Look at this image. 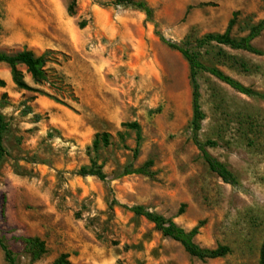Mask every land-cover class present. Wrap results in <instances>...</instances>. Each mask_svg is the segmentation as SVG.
Here are the masks:
<instances>
[{
  "label": "rangeland",
  "instance_id": "374dc122",
  "mask_svg": "<svg viewBox=\"0 0 264 264\" xmlns=\"http://www.w3.org/2000/svg\"><path fill=\"white\" fill-rule=\"evenodd\" d=\"M114 1L0 0V52H51L46 81L17 67L27 89L0 64V113L8 125L0 235L14 264H54L62 256L67 264H259L264 31L252 42L262 55L197 42L231 23L232 38L247 36L264 19V0H142L153 10L152 23L138 10L110 6ZM157 32L260 95H242L204 72L197 76L205 115L199 138L216 143L207 150L235 175L236 186L213 174L192 143L189 65ZM148 160L152 177L124 174ZM93 164L104 181L77 175ZM134 206L186 231L200 225L196 244L230 252L214 260L192 257L131 213ZM14 237L39 238L45 254L31 261ZM0 264H7L1 249Z\"/></svg>",
  "mask_w": 264,
  "mask_h": 264
},
{
  "label": "trees",
  "instance_id": "16d2710c",
  "mask_svg": "<svg viewBox=\"0 0 264 264\" xmlns=\"http://www.w3.org/2000/svg\"><path fill=\"white\" fill-rule=\"evenodd\" d=\"M113 7H129L135 10L142 12L145 16L147 22H153V10L142 0H115L110 4ZM75 7V1L70 3L67 7L68 14H73ZM231 25L222 34H207L201 38L197 45L199 47L217 44L227 46L234 50L245 51L254 55H262V53L255 49L252 45V42L260 36L264 31V19L261 20L257 25L251 28L248 35L235 39L230 35ZM80 28H83V24L79 25ZM159 39L164 43L168 48L178 51L188 62L190 70V83L192 86V120H191V131H192V143L200 152L202 159L207 164L209 170L215 174L221 181L225 184L236 186L238 184L237 178L235 175L220 161L213 157L209 152L208 148H212L216 145L213 141H201L199 138V133L202 129V122L205 119V115L201 110L200 106V86L197 81V76L199 72H204L212 77L216 78L220 82L224 83L231 89L236 92L245 95L247 97L260 96L257 92L253 91L250 88L244 87L239 82L225 75L216 68L208 67L203 65L198 61L195 55H193L188 49L183 48L175 43L165 40L159 32H157ZM51 52H45L42 55L36 56L32 51L22 50L14 54H7L0 52V64H6L10 69V75L14 84L20 89H27V85L23 81L21 72L17 69L19 65H22L26 68L27 74L35 82L46 81L47 70L46 64L49 62V56ZM0 86H4V82L0 80ZM30 113V110L27 112ZM38 119V115H36ZM8 128L7 122L5 121L3 115L0 113V164L5 156V150L3 145V137ZM102 140L107 142V135H102ZM140 140V136L138 137ZM98 146V139H95L93 147ZM153 161L148 160L144 165L135 170H126L125 175H143L147 177H152L153 173L149 171L152 167ZM77 175L80 177H96L100 181L105 180V175L102 172L101 168L95 167L93 164L89 168L82 167L77 172ZM5 197L3 196L2 202V215L4 216L5 208ZM128 210L133 213L135 216H142L149 222H151L155 228L161 232L164 237L170 238L173 241L179 243L187 254L192 257H195L200 260H214L225 257L230 249L227 246H217L214 249L202 248L195 243V238L199 233L200 225L192 228L189 231H186L176 225L172 220L165 219L161 215H158L154 212H149L143 206H134L128 208ZM14 240H17L22 243L24 251L30 256L31 261L39 260L46 252L45 243L37 237H14ZM0 249L4 253V258L7 264H14L15 259L9 247L7 245V240L4 236L0 235ZM54 264H67L65 256H62L54 262ZM259 264H264V239L260 247L259 252Z\"/></svg>",
  "mask_w": 264,
  "mask_h": 264
}]
</instances>
